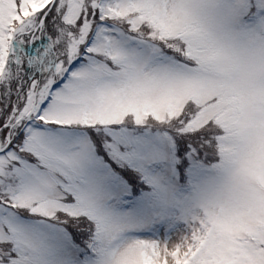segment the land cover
Returning a JSON list of instances; mask_svg holds the SVG:
<instances>
[{
  "label": "snow or ice",
  "instance_id": "snow-or-ice-1",
  "mask_svg": "<svg viewBox=\"0 0 264 264\" xmlns=\"http://www.w3.org/2000/svg\"><path fill=\"white\" fill-rule=\"evenodd\" d=\"M0 264H264V0H0Z\"/></svg>",
  "mask_w": 264,
  "mask_h": 264
}]
</instances>
